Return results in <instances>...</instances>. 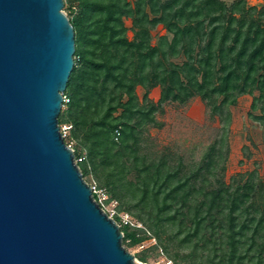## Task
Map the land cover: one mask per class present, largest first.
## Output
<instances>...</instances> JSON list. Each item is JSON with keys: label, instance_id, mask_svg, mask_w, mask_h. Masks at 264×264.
<instances>
[{"label": "trees", "instance_id": "1", "mask_svg": "<svg viewBox=\"0 0 264 264\" xmlns=\"http://www.w3.org/2000/svg\"><path fill=\"white\" fill-rule=\"evenodd\" d=\"M63 1L75 51L58 123L69 126L63 139L82 176L116 202L113 219H133L119 227L123 244L153 237L150 249L174 264H264V184L254 170L226 180L224 152L239 96H251L248 116L264 128V0ZM157 25L165 33L152 44ZM194 97L223 130L201 158L148 149L155 114ZM135 257L145 261L146 251Z\"/></svg>", "mask_w": 264, "mask_h": 264}, {"label": "water", "instance_id": "2", "mask_svg": "<svg viewBox=\"0 0 264 264\" xmlns=\"http://www.w3.org/2000/svg\"><path fill=\"white\" fill-rule=\"evenodd\" d=\"M63 0H0V264H139L59 129L74 64Z\"/></svg>", "mask_w": 264, "mask_h": 264}, {"label": "rangeland", "instance_id": "3", "mask_svg": "<svg viewBox=\"0 0 264 264\" xmlns=\"http://www.w3.org/2000/svg\"><path fill=\"white\" fill-rule=\"evenodd\" d=\"M224 1L230 3L233 0ZM246 2L248 5L258 7L263 0H246ZM63 10L67 15L69 14L65 4ZM125 24L128 28L127 37L131 38L130 20H125ZM150 33L152 44H154L157 37L164 34L165 30L161 25H157ZM136 93L141 98L143 91L137 87ZM148 97L156 101L159 97V88L150 89ZM250 102L251 96L241 95L237 98L236 103L228 108L230 118L225 131L224 142L226 156L225 179L227 180L230 175L236 172L254 170L264 184V128L248 116ZM155 117L159 125L157 127L150 126L145 132L144 142L146 147L151 151L166 152L171 157L181 156L185 162L198 161L207 147L223 131L219 117L211 115L208 108L198 97H194L185 105L166 103L163 106V111L157 112ZM218 128H220L219 131ZM63 133L66 136L68 130H64ZM83 178L89 185H96L90 176ZM99 196H101L100 193ZM115 205V201L103 202V210L112 218L115 215ZM118 216L119 222L117 223L119 227L125 223L134 222L130 215L124 212H119ZM137 226H140V224L137 223ZM154 244L155 239L149 237L140 245L129 247L123 244L122 239L123 247L134 256L135 262L139 264H153L157 261L169 259L160 252V249L151 250L150 248ZM142 251H146L147 254L145 261H140L135 257Z\"/></svg>", "mask_w": 264, "mask_h": 264}, {"label": "built area", "instance_id": "4", "mask_svg": "<svg viewBox=\"0 0 264 264\" xmlns=\"http://www.w3.org/2000/svg\"><path fill=\"white\" fill-rule=\"evenodd\" d=\"M67 99L65 97V95L63 94V103L66 102ZM59 129L64 137V130H68L69 126L67 125H59ZM116 135H118V132L116 131ZM67 146L71 147L70 144H66ZM76 163L78 161H80V158H75ZM91 187V192L93 194V196L95 195L96 198H94L96 200V202L99 204V206L103 209V202L105 201V199L107 198L105 192L103 189L98 188L96 185H89ZM99 193L101 194V196H99ZM105 203V202H104ZM111 217V215H108ZM153 264H174L170 259H166V260H161V261H157Z\"/></svg>", "mask_w": 264, "mask_h": 264}]
</instances>
